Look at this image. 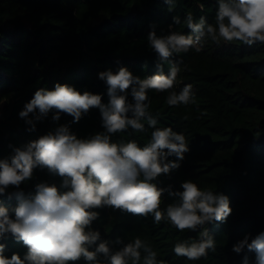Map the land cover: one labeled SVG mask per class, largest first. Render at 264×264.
Returning <instances> with one entry per match:
<instances>
[{"label": "trees", "instance_id": "trees-1", "mask_svg": "<svg viewBox=\"0 0 264 264\" xmlns=\"http://www.w3.org/2000/svg\"><path fill=\"white\" fill-rule=\"evenodd\" d=\"M217 9L218 0H174L171 11L164 0H0V104L4 103L0 159L11 157L14 148L38 139L59 124H70L79 138L103 131L97 108L78 123H71L73 117L67 114L53 122L50 113L37 123L35 131H28L19 112L36 90H52L56 83L68 84L81 93L100 94L102 103L107 104V86L98 78L99 72L127 67L143 79L160 71L158 63L163 65L164 74L176 65L180 71L170 91L179 93L190 84L194 102L169 106V92L149 90L148 111L157 119L156 127L182 132L190 151L179 169L153 182L182 191L181 183L191 179L202 190L229 197L232 213L227 221L205 226L215 240L216 250H209L206 257L195 261L176 256L174 245L197 239L198 231L180 232L168 221L155 224L152 216L144 218L110 207L96 210L99 219L91 227L114 250L122 246L115 243L118 237L125 243L139 237L157 253V260L166 264H243L245 256L249 264H255L254 252L245 248L237 254L232 247L246 235L250 242L264 231V44L216 43L205 36L200 52L190 49L174 53L162 62L147 41L153 26L157 35L170 31L194 35L185 23L189 13L194 22L204 17L215 26ZM176 16L181 21L178 25L173 22ZM141 122L144 131L129 128L112 140H134L144 146L154 129L146 120ZM61 179L47 169L37 168L33 178L21 184L20 189L9 187L0 195V206L8 208L14 219L11 210L18 204L15 192L34 195L36 184L59 186ZM175 199L166 192L161 209ZM0 243L5 245L6 257L16 253L23 259L26 255V246L10 233L0 238ZM143 255L142 251L140 264ZM75 264L86 261L81 258Z\"/></svg>", "mask_w": 264, "mask_h": 264}, {"label": "clouds", "instance_id": "clouds-1", "mask_svg": "<svg viewBox=\"0 0 264 264\" xmlns=\"http://www.w3.org/2000/svg\"><path fill=\"white\" fill-rule=\"evenodd\" d=\"M164 2L171 11L174 0ZM173 22L181 23L178 16L173 17ZM185 23L194 35L176 31L157 35L154 26L148 33V46L160 61L190 49L200 52L205 36L216 43L223 40L240 41L247 46L264 44V0H218L215 26L204 17L194 22L191 13ZM162 67L158 63L160 71L143 79L127 67L99 72L98 78L107 86V104L102 103L100 94L81 93L68 84L56 83L52 90L35 91L19 112V118L29 126L28 131H35L37 123L50 113L53 122L67 114L73 117L71 123H78L93 108L100 111L103 131L79 138L70 124H59L38 139L14 148L11 157L0 159V195L9 187L20 189L21 184L33 178L37 168L62 178L59 186L48 182L36 184L34 195H25L22 190L15 192L18 204L11 210L14 219L10 218L8 208L0 206V238L10 233L27 248L23 259L16 253L9 258L3 254L5 245L0 243V264H75L81 258L86 264H140L142 251L143 264H166L158 261L157 253L139 237L127 243L118 237L115 243L122 246L116 250L109 241L102 240L100 232L91 226L99 219L96 210L104 207L144 218L152 216L155 224L165 220L180 232L198 231L197 239L181 240L174 245L176 256L195 261L206 257L209 250H216L215 240L205 226L227 221L232 213L229 197L202 190L191 179L181 183L182 191L153 182L179 169L190 148L182 132L156 127L158 121L148 111V91L169 92V106L194 102L190 84L179 93L170 91L180 69L173 65L164 74ZM142 120L154 129L144 146L134 140H112L129 128L144 131ZM171 156L176 159L169 160ZM166 192L176 199L162 210ZM93 246L94 250H90ZM245 248L255 253V264H264V231L250 242L246 235L233 245L232 251L239 254ZM243 264H249L247 256Z\"/></svg>", "mask_w": 264, "mask_h": 264}, {"label": "rangeland", "instance_id": "rangeland-1", "mask_svg": "<svg viewBox=\"0 0 264 264\" xmlns=\"http://www.w3.org/2000/svg\"><path fill=\"white\" fill-rule=\"evenodd\" d=\"M3 107H4V103H1V104H0V118H1L2 115H3Z\"/></svg>", "mask_w": 264, "mask_h": 264}]
</instances>
